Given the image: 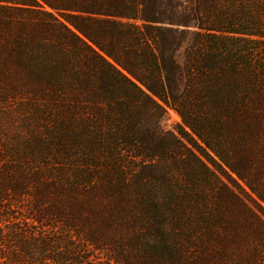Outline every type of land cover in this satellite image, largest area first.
I'll return each instance as SVG.
<instances>
[{"label":"trees","instance_id":"16d2710c","mask_svg":"<svg viewBox=\"0 0 264 264\" xmlns=\"http://www.w3.org/2000/svg\"><path fill=\"white\" fill-rule=\"evenodd\" d=\"M0 264H264V0H0Z\"/></svg>","mask_w":264,"mask_h":264},{"label":"rangeland","instance_id":"374dc122","mask_svg":"<svg viewBox=\"0 0 264 264\" xmlns=\"http://www.w3.org/2000/svg\"><path fill=\"white\" fill-rule=\"evenodd\" d=\"M180 118L174 111H169L167 118L163 121V127L167 130L177 132Z\"/></svg>","mask_w":264,"mask_h":264}]
</instances>
